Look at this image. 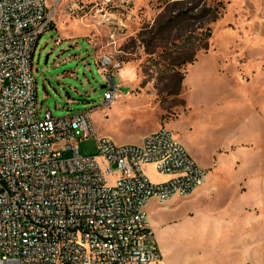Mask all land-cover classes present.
<instances>
[{
    "label": "rangeland",
    "instance_id": "obj_1",
    "mask_svg": "<svg viewBox=\"0 0 264 264\" xmlns=\"http://www.w3.org/2000/svg\"><path fill=\"white\" fill-rule=\"evenodd\" d=\"M47 2L33 58L42 114L90 110L118 144L165 126L208 169L194 194L147 206L161 264H264V0ZM109 76L122 93L111 106ZM98 148L80 142L84 155Z\"/></svg>",
    "mask_w": 264,
    "mask_h": 264
},
{
    "label": "built area",
    "instance_id": "obj_2",
    "mask_svg": "<svg viewBox=\"0 0 264 264\" xmlns=\"http://www.w3.org/2000/svg\"><path fill=\"white\" fill-rule=\"evenodd\" d=\"M49 10L47 0H0V264H155L149 202L192 195L208 169L165 126L118 144L98 136L90 110L42 114L33 58ZM88 137L99 148L84 155ZM148 164L169 178L152 181Z\"/></svg>",
    "mask_w": 264,
    "mask_h": 264
},
{
    "label": "trees",
    "instance_id": "obj_3",
    "mask_svg": "<svg viewBox=\"0 0 264 264\" xmlns=\"http://www.w3.org/2000/svg\"><path fill=\"white\" fill-rule=\"evenodd\" d=\"M207 35L202 37L204 38L203 41H199L198 44L194 45V47H191V49L188 51L187 53V56H186V59H183L182 62L183 64H186L188 62L190 63H193L196 59V54H197V51L200 49V48H204L206 47V45L208 44V41L209 39L211 38L212 36V29L209 27V29L206 31ZM178 63V65H180L181 63ZM113 78V77H112Z\"/></svg>",
    "mask_w": 264,
    "mask_h": 264
},
{
    "label": "crops",
    "instance_id": "obj_4",
    "mask_svg": "<svg viewBox=\"0 0 264 264\" xmlns=\"http://www.w3.org/2000/svg\"><path fill=\"white\" fill-rule=\"evenodd\" d=\"M120 87H121V85H120ZM121 96H122V93L117 89V90H116V97H115V99H116V98H121ZM114 101H115V100H114ZM114 101L112 102V104L114 103ZM112 104H111V105H112ZM111 105H107V106H111ZM156 130H157V129H156ZM153 131H154V130H153ZM150 132H152V131H150ZM150 132H148V133H150ZM148 133H146V134H144V135L142 136V138H141V142H140V143L143 142L144 137H145ZM152 169H154V166H153L152 164H148V165L145 166V171H146L147 174H149L148 171H150V170H152ZM156 172H157V171H156ZM159 174H160V173H159ZM161 176H162V178H161L160 180H158V181H155V182L164 181V180H166V179L169 178V175L161 174ZM195 191H196V190H195ZM195 191H194V193H195ZM194 193H193V194H194ZM152 200L157 201L156 199H152ZM171 200H173V199H170L169 201H171ZM169 201H167V202H169ZM160 261L162 262V259H161ZM160 261L157 262V263H155V264H161ZM165 263H167V262L165 261Z\"/></svg>",
    "mask_w": 264,
    "mask_h": 264
},
{
    "label": "water",
    "instance_id": "obj_5",
    "mask_svg": "<svg viewBox=\"0 0 264 264\" xmlns=\"http://www.w3.org/2000/svg\"><path fill=\"white\" fill-rule=\"evenodd\" d=\"M109 79L112 82V84H115V82H114V80H113V78L111 76H109Z\"/></svg>",
    "mask_w": 264,
    "mask_h": 264
},
{
    "label": "bare ground",
    "instance_id": "obj_6",
    "mask_svg": "<svg viewBox=\"0 0 264 264\" xmlns=\"http://www.w3.org/2000/svg\"><path fill=\"white\" fill-rule=\"evenodd\" d=\"M208 178V177H207Z\"/></svg>",
    "mask_w": 264,
    "mask_h": 264
}]
</instances>
